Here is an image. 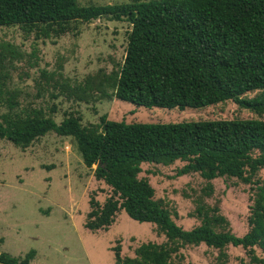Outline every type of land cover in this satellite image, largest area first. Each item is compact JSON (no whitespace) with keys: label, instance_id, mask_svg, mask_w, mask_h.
I'll return each instance as SVG.
<instances>
[{"label":"trees","instance_id":"trees-1","mask_svg":"<svg viewBox=\"0 0 264 264\" xmlns=\"http://www.w3.org/2000/svg\"><path fill=\"white\" fill-rule=\"evenodd\" d=\"M100 18L130 23L124 61L109 74L88 77L68 90V97L85 103L116 98L180 110L231 100L261 119L127 124L101 116L99 124L84 127L74 114L57 124L42 109L13 111L11 96L9 111L0 115V139L25 149L48 133L73 138L85 167L95 166V180L112 190L102 205L90 199L85 228L106 230L123 210L134 221L154 224L165 237L161 244H141L134 257H121L115 246L114 264H176L181 249L201 244L219 250L220 257H226L227 247H241L252 264H264V255L259 259L254 251L257 246L264 253V181L261 185L256 179L264 170V0H135L86 7L76 0H0V27L19 26L44 38L65 34L73 22ZM252 92L257 94L245 98ZM177 161L185 163L178 176L196 173L208 183L202 189L206 197L217 178L255 186L245 235H234L216 214L218 208L200 200V225L184 230L173 221L154 199L149 181L138 176L144 163L170 166ZM34 254L30 250L21 259L0 252V264H30Z\"/></svg>","mask_w":264,"mask_h":264},{"label":"rangeland","instance_id":"rangeland-1","mask_svg":"<svg viewBox=\"0 0 264 264\" xmlns=\"http://www.w3.org/2000/svg\"><path fill=\"white\" fill-rule=\"evenodd\" d=\"M133 1L76 0L81 7ZM130 30L127 21L108 18L73 22L65 34L48 38L35 31L25 33L19 26L0 27V115L9 111L7 100L14 96L13 111L42 109L57 124L74 114L84 127L99 124L101 116L127 124L261 119L231 100L180 110L145 108L116 98L85 103L68 97V90L83 85L88 77L99 71L109 74L122 65ZM256 94L248 93L245 98ZM52 108L56 112L51 114ZM184 165L181 161L170 166L144 163L138 177L149 181L154 199L184 230L200 225L196 215L200 200L218 208L216 214L226 220L234 235H245L250 230L255 186L217 178L210 182L212 194L206 197L202 189L208 183L199 174L178 176ZM94 169L85 167L71 137L48 133L25 149L0 139V252L22 259L34 250L30 264H114L112 249L117 245L121 257H134L135 249L143 243H163L166 239L154 224L134 221L123 210L106 230L91 232L85 228L90 199L102 205L112 195L109 186L95 180ZM256 179L262 185L264 170ZM254 251L259 259L263 257L260 247ZM223 252L226 257L204 244L187 246L174 262L252 264L247 250L241 247L230 246Z\"/></svg>","mask_w":264,"mask_h":264}]
</instances>
